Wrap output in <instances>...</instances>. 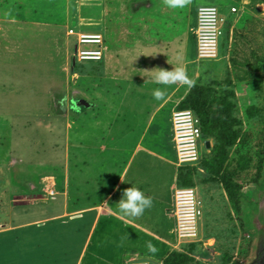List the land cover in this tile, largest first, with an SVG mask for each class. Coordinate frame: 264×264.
<instances>
[{"label":"rangeland","instance_id":"374dc122","mask_svg":"<svg viewBox=\"0 0 264 264\" xmlns=\"http://www.w3.org/2000/svg\"><path fill=\"white\" fill-rule=\"evenodd\" d=\"M207 5L217 6L225 19L219 56L185 68L195 81L187 96L196 88L195 97L188 103L186 96L179 108L193 103L201 110L211 107L218 111L232 143L222 158L219 176L200 165L197 170L178 165L179 175L192 174V188L202 202L199 237L193 242H181L175 233L162 257L151 255L146 261L166 264L178 252L198 264H264V0H192L189 6L175 10L165 6L163 0H0V22L40 23L60 30L55 35L59 41L49 35L42 37L40 31V68H28L30 75L39 71L38 78L33 79L39 87L36 90L44 91L49 102L34 108L30 105L38 97H33L28 115L24 116L26 130L17 132L26 142L14 141L17 146H26L22 148L24 162L12 160L17 150L12 144L14 131L7 117L0 119V264L6 257L5 243L17 236L13 251L30 254L24 264H40V232L32 228L29 230L34 233L26 229L5 235L6 225L12 220L15 224L39 221L51 213L40 208V204L54 201V190L59 194L67 191L70 119L79 126L86 117L89 124L101 122L100 87L109 82L111 91L120 88L118 78H124L126 73L117 65L124 58H132L134 46L149 48L161 44L162 51L154 53L165 55L172 42L184 41L189 27V36L196 41L198 51L195 21L199 7ZM232 7L238 12L232 14ZM84 35L101 36L103 47L83 44ZM84 50H101L103 59L82 61L78 53ZM36 51L29 50V59L37 56ZM190 52L195 53L193 46ZM36 75L21 80L31 81ZM42 93L34 95L42 97ZM3 98L0 96V108L9 105ZM63 98L66 102L62 106ZM73 101L79 111L74 110ZM20 102L25 104L24 99ZM166 113H160L162 116L151 127L143 125L123 146L129 147L146 133L144 146L171 156L163 143L169 133L164 122ZM203 139L211 143V148L216 143L215 138ZM204 141L199 144L201 158L211 152ZM46 173L43 181L40 175ZM95 248L94 242L92 249ZM90 258L89 255L86 264Z\"/></svg>","mask_w":264,"mask_h":264},{"label":"crops","instance_id":"0c3cea01","mask_svg":"<svg viewBox=\"0 0 264 264\" xmlns=\"http://www.w3.org/2000/svg\"><path fill=\"white\" fill-rule=\"evenodd\" d=\"M195 22L197 24V20ZM40 31L42 37L49 35L54 41H59L55 38L60 31L57 26L15 20L0 22V96H7L8 100L3 99L9 103L8 107L0 108V119L7 117L10 129L14 131L11 141L17 150L12 160L23 162L22 148L26 146L14 143L23 140V135L17 132L26 130L24 116L28 115L33 97H38L30 105L34 108L49 102L44 91L36 90L39 87L35 84L37 80L33 79L38 78L36 73L39 71H32L34 75H30L28 70L30 66L40 68ZM171 46L165 55L154 53L162 51L159 48L161 44L149 48L134 46L132 58H124L118 63L117 67L126 74L124 78H118V87L121 86L115 91L110 90L109 82L102 83L99 92L103 99L101 122L89 124L86 117L85 123L79 126L70 119L67 191L59 194L54 190V201L40 204V208L51 213L39 221L15 224L12 220L6 225L5 235L32 228L40 232V264H86L89 255L91 258L87 264H123L125 259V264H129L133 260L146 261L151 255L162 257L167 252L176 230L174 193L179 185L172 116L180 109L179 105L189 89L185 90V86L179 84H156L150 71L186 68L200 61L196 41L189 36V27L184 41L172 42ZM190 46L194 47L195 53L190 52ZM29 50H37V56L29 59ZM35 75L31 81L21 80ZM156 88L165 91L163 101L153 98L152 92ZM40 92H43L42 97L34 95ZM22 99L25 104L20 102ZM164 110L167 112L164 122L169 126V133L163 143L171 156L144 146L142 139L146 133H142L129 147H124L143 125L148 128L155 124ZM121 141L122 146L112 145ZM23 142L26 143L25 140ZM15 172L19 171L16 169ZM46 176L47 173L41 174L40 178L44 181ZM88 180H92L91 185H88ZM131 186L153 197V206L139 218L123 217L118 209L124 189ZM17 237L5 243L4 264H24V259L29 260L27 251H13ZM149 241L156 247L155 253L147 249ZM94 242L96 248L92 249Z\"/></svg>","mask_w":264,"mask_h":264},{"label":"built area","instance_id":"2783aa9c","mask_svg":"<svg viewBox=\"0 0 264 264\" xmlns=\"http://www.w3.org/2000/svg\"><path fill=\"white\" fill-rule=\"evenodd\" d=\"M238 12V8L232 7L231 13ZM225 19L217 6H201L198 9L197 40L198 57L200 60L216 59L219 56L220 40L223 36V24ZM74 33V32H72ZM93 41L87 39L90 35L81 36V42L85 45L94 44L98 48L103 47L101 36L92 35ZM82 61L98 62L103 59L101 50L79 51ZM173 143L177 152L179 166L198 167L201 162L200 142L203 133L200 120L190 109L176 110L172 116ZM206 142V141H204ZM208 142H206L207 145ZM176 218L177 238L181 242H193L199 237L200 220L203 216L202 202L197 192L192 187H177L174 193V211ZM129 264H150L143 260H133Z\"/></svg>","mask_w":264,"mask_h":264},{"label":"clouds","instance_id":"9594fccd","mask_svg":"<svg viewBox=\"0 0 264 264\" xmlns=\"http://www.w3.org/2000/svg\"><path fill=\"white\" fill-rule=\"evenodd\" d=\"M165 6L170 9H183L192 3V0H163ZM150 72L153 73L152 80L156 84L172 85L179 84L181 86H187L191 89L195 86V81L191 79L184 67L172 68V70L166 69H153ZM153 98L157 101H163L166 93L160 88H156L152 92ZM66 102V98H63L60 103L63 106ZM74 110L79 111L76 101L72 102ZM122 180V178H121ZM123 182V181H122ZM118 205L119 212L123 217L139 218L145 210L150 209L153 206V197L146 196L143 191L135 186L124 189L122 198ZM147 249L155 253L156 247L151 241L146 243Z\"/></svg>","mask_w":264,"mask_h":264},{"label":"trees","instance_id":"16d2710c","mask_svg":"<svg viewBox=\"0 0 264 264\" xmlns=\"http://www.w3.org/2000/svg\"><path fill=\"white\" fill-rule=\"evenodd\" d=\"M196 88L192 89V92L187 96L185 101L192 102L195 95L193 92ZM197 105L193 103L190 106L180 110L190 109L200 120V127L205 138H215L216 143L211 148L210 155L202 158L200 162V168L206 170L209 173L220 175L222 172V158L225 155L227 148L231 145L232 139L228 134V131L221 121V115L218 111L212 110V108L199 109ZM196 168V167H195ZM198 168H196L197 170ZM192 174L178 176V181L181 182V187H192ZM166 264H198L186 254H180L178 252L173 253L166 261Z\"/></svg>","mask_w":264,"mask_h":264},{"label":"bare ground","instance_id":"6f19581e","mask_svg":"<svg viewBox=\"0 0 264 264\" xmlns=\"http://www.w3.org/2000/svg\"><path fill=\"white\" fill-rule=\"evenodd\" d=\"M87 39L93 41L94 37L92 35H90V37H87Z\"/></svg>","mask_w":264,"mask_h":264},{"label":"water","instance_id":"95a60500","mask_svg":"<svg viewBox=\"0 0 264 264\" xmlns=\"http://www.w3.org/2000/svg\"><path fill=\"white\" fill-rule=\"evenodd\" d=\"M207 148H211V143L210 142L207 143Z\"/></svg>","mask_w":264,"mask_h":264}]
</instances>
